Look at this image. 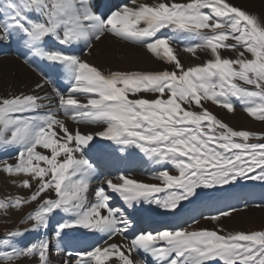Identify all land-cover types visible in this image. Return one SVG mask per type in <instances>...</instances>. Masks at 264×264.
Segmentation results:
<instances>
[{
    "label": "snow or ice",
    "instance_id": "obj_1",
    "mask_svg": "<svg viewBox=\"0 0 264 264\" xmlns=\"http://www.w3.org/2000/svg\"><path fill=\"white\" fill-rule=\"evenodd\" d=\"M108 35L169 67L104 71L82 58ZM179 46L210 58L185 67ZM0 47L31 67L58 70L66 81L57 85L40 69L31 92L0 96V152L13 153L0 159V172L18 177L12 182L19 187L35 185L29 197L0 199V210L36 203L22 220L28 227L0 237V264H52L53 253L62 264H264V230L195 229V217L187 226L144 230L135 219L145 204L175 216L205 189L264 183V133L234 130L205 107L233 112L239 102L264 121V21L257 15L229 0H127L107 12L96 0H0ZM97 139L129 156L138 150L160 166L145 170L159 183L127 171L106 175L88 155ZM234 211L205 218L219 221ZM73 232L97 239L70 249ZM29 233L38 238L23 243ZM117 236L123 243L111 242Z\"/></svg>",
    "mask_w": 264,
    "mask_h": 264
},
{
    "label": "bare ground",
    "instance_id": "obj_2",
    "mask_svg": "<svg viewBox=\"0 0 264 264\" xmlns=\"http://www.w3.org/2000/svg\"><path fill=\"white\" fill-rule=\"evenodd\" d=\"M234 1L235 2L237 1L240 4L242 3L250 9H252L253 6L259 5L260 3L264 4V2H261L264 0H234ZM122 2H127V0H96L99 9L102 12H107L112 5ZM141 2L151 4L157 2V0H140V2L138 3ZM103 6L105 7V9L103 8ZM262 6L264 8V5ZM260 12L264 13V10ZM261 17H262L261 18L262 21H264V16H262V14ZM11 49L12 48L0 47V96H7L10 93L18 94L20 92H24V93L31 92L35 88V85L41 82L42 80V77L40 75V69H43V71L48 75L49 79H51L57 85L66 83V81H63L60 78V73L58 70L48 68L44 63H40V65H43V68L37 69L35 67H31L24 63V58L21 57L18 52H15L14 56L10 55L9 50ZM85 52H87V49H85ZM201 52H202L201 56L203 57L202 59L210 58L209 54L204 51L198 52L197 55H199V53ZM184 53L185 51H183V48L177 47V55L179 56L181 63H183L185 67L195 65L196 63L195 61H197L196 58L194 60L193 59L194 57L192 55L187 57L188 53L186 52L187 53L186 55H184ZM81 55L83 59L88 60L90 63H92L93 65L97 66L98 68L104 71H117V70L118 71H135V70L152 71V70H161L169 67L167 64L159 61L152 54L148 53L145 48L130 42H124L111 35H108L102 38L101 41L96 42L93 48L91 49V55H87V54H81ZM201 61L204 62L205 60H201ZM44 91L48 93H52V88L48 85H45ZM150 98H152V96ZM224 117L230 119V121L234 126L242 127L244 124L243 120L240 119L238 116L226 115ZM60 118H63V116L61 115ZM67 123L69 124L70 128L75 127V125L71 121H67ZM80 128L81 131L84 132H94L99 130V128L96 126L81 125ZM103 143H106V148L104 153L105 152L107 153V156L104 158L103 161H108V164L109 162H112V164L114 163V165H116L114 157L118 158L121 156H125L126 160L132 162L146 159V157H144L142 153H139L138 150H131L132 154L130 156L127 153H119L117 151L116 145L112 144V142L110 141H106L102 139H97L93 141V144L96 145V148L91 153L88 154L89 157L91 156L98 157L99 152L97 151V146L102 144L103 147H105ZM12 155H13L12 152H0V159H4ZM9 162L15 163V160L9 159ZM18 179H19L18 177H11V176L1 178L0 186H2L4 189L2 194L8 193L7 194L8 197L9 196L14 197L17 195L25 198L29 197L31 191L35 189V185H33L32 190L19 187L12 182L13 180H18ZM146 181L147 183H154L153 181L151 182V179ZM92 187L93 188L96 187V184L93 183ZM35 206L36 203L24 205L21 209H19V212L22 216H26V214L29 213L32 209H34ZM156 210L157 209L154 205L150 206L145 204L141 206L140 209L135 212V217L138 218L137 219L138 224L140 223L139 222L140 219L149 216L151 217V215ZM151 220H153V218ZM157 223L160 222L157 220ZM79 235H81L82 238H86V237L89 238L90 244L94 243L95 240L97 239L96 237H92V236H84L79 232H73L67 238L68 247L70 249L84 247L87 244H89V243H81L80 241L81 238H78ZM111 242L118 244L123 243L122 239L119 236H117ZM133 258L134 259L136 258L137 260L141 259L140 256H136L135 254ZM51 259H52V264H62L64 257L62 255L58 256L55 253H53Z\"/></svg>",
    "mask_w": 264,
    "mask_h": 264
},
{
    "label": "rangeland",
    "instance_id": "obj_3",
    "mask_svg": "<svg viewBox=\"0 0 264 264\" xmlns=\"http://www.w3.org/2000/svg\"><path fill=\"white\" fill-rule=\"evenodd\" d=\"M140 2V1H139ZM177 2H182V0H177ZM230 3H232L233 5L239 6L244 10H247L249 13L251 14H255L258 16L259 14V18L262 21V16H264V13H261L260 11H263L264 8L262 5H264L263 3H260L257 6H253L252 9L248 8L246 5L244 4H240L237 1L235 2L234 0H229ZM264 2V1H261ZM262 4V5H261ZM241 5V6H240ZM103 8L105 9V7L103 6ZM229 43H231V41H229ZM16 51L13 49L9 50L10 55L14 56V53ZM198 52H200V50H198ZM197 52V54H198ZM187 53L185 52L184 55H186ZM222 56L224 57H230L231 58H235L236 57V53L234 51L231 50H223L222 51ZM202 52L199 53V55H197L196 57H190L193 58L197 61H195V64H202L204 63L207 59H202L203 57L201 56ZM246 55H248L246 53ZM191 56V54H187V57ZM250 58V57H249ZM205 60L204 62L201 60ZM209 59V58H208ZM40 65V64H39ZM43 65H40L39 68H43ZM143 95V94H142ZM151 95L148 96V98H150ZM205 107L209 109V111H211L214 115L217 116V118H219L220 120H222L223 122L227 123L230 127H232L234 130H248L251 132H256V133H264V121H257L254 118L250 117L243 109L242 107H240L239 102H236V107L235 110L233 112L227 111L226 109L216 106L210 102L205 103ZM225 114V115H224ZM226 115H233V116H238L240 119L243 120L244 124L241 127H237L234 126L232 124V122L230 121V119L225 118L224 116ZM242 122V123H243ZM250 142H256V141H250ZM139 162H144V163H150L151 161H148L147 158L146 159H142V160H137ZM100 163L103 162V160H99ZM132 162V161H131ZM158 170V169H157ZM173 173V171H171V174ZM4 174V175H3ZM137 180L139 181H143L145 183H147L146 180H150L151 182L153 181L154 183L158 182L154 179H152L150 177V175L144 170V171H133V173H131ZM1 178L3 177H10V176H6L7 174L1 172L0 173ZM149 175V176H148ZM148 176V177H146ZM0 178V179H1ZM156 181V182H155ZM238 188L237 190H233L232 192L235 193L236 195H240L239 197L236 196L234 197V201L226 204V208H222L221 206H218V204H214L213 206H211V203H215V201L217 202L218 196L221 195L220 191L224 188H220V191H218V189H205L203 190V194L201 195V198H203L204 196L207 197V199H205V204L203 206H201L202 204H200L199 207L195 206L199 203V202H193V204L190 205V208L188 209H183V211H180L178 215H171V214H160L162 213L161 210H156L151 217H144L143 219L139 220V224H141L143 222L144 219H152L153 221L157 220L159 222H164V220L169 219L170 222L174 223L176 226L180 225L183 221V218H187L188 215H190L192 209L195 208V212L200 211L201 213H204L203 215L201 214L202 217H200L199 223L198 224H193L192 227L195 229H199V228H206V229H219V228H223L225 231H243V232H252V231H258V230H264V183H261L259 181H247V182H240L238 184ZM4 191L3 187L0 186V199L3 198H7V194H2ZM217 192V193H214ZM4 196V197H3ZM247 205V206H245ZM210 206L213 208L211 209ZM230 206H234L236 208V211H234L232 213L231 216L228 217H223L221 218L219 221H213L210 218L206 219L205 217H210L211 215L216 214V212L219 209H229ZM36 207V206H35ZM34 210V209H32ZM31 210V211H32ZM17 213V215H16ZM25 216H22L19 212V210L17 209H8V210H0V237H3L5 235L6 232L8 231H12L15 230L16 228H24V227H28V225H24L22 223V220L24 219ZM166 224H170V223H166ZM159 226V225H157ZM184 226H187L186 224ZM142 227V226H141ZM140 227V228H141ZM145 226H143L144 228ZM167 227H171V226H167ZM158 230V229H157ZM223 234V233H222ZM34 235L33 233H29L26 237L23 238V243L30 239V237ZM36 235V234H35ZM36 239L38 238V236L35 237ZM78 238H81L80 241L81 243L83 241H85V239L87 238H82L81 235H79ZM35 240V239H33ZM32 240V241H33ZM86 241H90L89 239H87ZM83 243H88V242H83ZM90 244V243H89ZM136 259V258H135ZM21 264H24V261H21Z\"/></svg>",
    "mask_w": 264,
    "mask_h": 264
}]
</instances>
